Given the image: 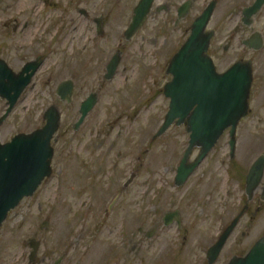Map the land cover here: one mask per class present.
Listing matches in <instances>:
<instances>
[{"label": "rangeland", "instance_id": "rangeland-1", "mask_svg": "<svg viewBox=\"0 0 264 264\" xmlns=\"http://www.w3.org/2000/svg\"><path fill=\"white\" fill-rule=\"evenodd\" d=\"M117 1L0 0V59L13 71L19 72L25 61L34 59L36 55L42 58V63L31 81L0 125L1 142L9 141L17 133L40 128L45 122L43 112L51 104L62 109L61 130L70 131V135L78 134L73 133L72 126L78 117L79 98L93 89L98 91V100L79 127V135L84 134L86 137L93 125L103 129L105 124L115 125L114 120L120 115L117 124L128 149L135 150L138 146L139 150L145 149L141 159L144 174L129 187L126 193L128 197L122 198L130 213L124 217L119 215L121 218L108 214L104 216L99 211L91 216L83 214L77 217L79 225L72 229L67 228L66 225L70 226L73 219L69 212L77 197V185H73V182L64 183L61 179L57 185L56 175L46 177L34 196L24 198L20 205L9 213L3 224L0 231V254L9 248V253L4 255L8 262L14 261L17 251L21 248L24 255L17 262H25L27 242L30 238L34 237L44 243L40 251L46 250L49 254L55 252L57 233L69 235L74 232L78 235L77 250L81 264H88L90 260L97 259L101 249L105 250L109 244L120 249L122 240L125 242L123 246L126 245L130 254L128 264H200L199 260L204 258V247L217 239L222 225L227 224L240 209L237 205L240 193L224 154L227 138L217 144L221 148L224 146L223 149L213 150L215 153L220 152L218 162L206 166L208 161L204 160L192 177L194 186H189L191 182L188 181L189 185H185L172 197V176L188 144L189 135L184 125L173 124L161 135L152 137L161 126L168 110L169 99L163 94V85L160 90L139 89L136 111L132 110L133 105L128 103V89L121 84L118 90L115 88L116 82L122 83L121 76H116L113 82H105L103 88H99L102 83V63L116 43L114 37L118 32L121 34L117 22H123L124 25L130 20L134 0L125 1L128 2L127 10L118 5ZM224 4L217 9L213 19V23L217 22L219 27V36L215 39L214 46L221 37L229 35L226 30L233 23L231 16H227V19L222 15L223 12L226 13ZM81 10H84L86 15ZM92 14H102L108 18L102 35L98 36L93 31L94 26L90 20ZM154 16V21H162L165 13ZM257 25L264 31V9L259 15ZM67 35L68 38L65 39ZM256 64L252 114L238 125V159L242 158V155L252 158L264 150V144L258 143V139H264L260 138L264 136V48ZM164 75L162 71V80ZM70 77L76 80L78 91L74 101L66 104L59 100L56 88L59 81ZM152 98L154 99L150 102ZM6 107V100L0 97V116ZM136 112V119L130 121L125 118L127 114ZM71 146L74 148L73 143ZM59 157L56 159V165L60 162ZM201 187L203 192L202 196H199L197 188ZM103 192L96 194L101 196L99 204L107 207L110 197L105 199L107 194ZM207 193L210 195H206ZM173 198L178 199L179 203L173 202ZM204 200L208 201L206 207ZM188 202L194 204L195 214H191L193 212L185 204ZM63 203H67L69 208L65 205L63 207ZM172 206H184L181 210L180 229H177L173 222L167 225L163 223L165 213L172 211ZM119 220L125 228L129 226V231L121 232ZM45 222L47 225L43 224ZM247 222L248 216L244 215L239 227L223 247L217 264L228 259L233 253L247 250L252 236L249 230H245ZM139 225H142L144 231L151 233V236L147 238L135 233L132 243L127 242V239L132 237L131 232L136 231ZM242 231L245 232L243 236ZM88 240L85 247L83 244ZM133 246L134 249H140L136 255L131 251Z\"/></svg>", "mask_w": 264, "mask_h": 264}, {"label": "flooded vegetation", "instance_id": "flooded-vegetation-1", "mask_svg": "<svg viewBox=\"0 0 264 264\" xmlns=\"http://www.w3.org/2000/svg\"><path fill=\"white\" fill-rule=\"evenodd\" d=\"M125 1L127 0H118L117 3L118 5H122L124 9L127 10L126 6L128 2ZM224 1H226V4H224ZM254 1L255 0H153L140 28L131 36L127 37L125 31L132 19L134 7L139 2V0H134L131 7L130 20L124 25L122 24L123 22L120 24V21H116L118 30L121 31V34L119 35L118 32L117 36L114 37L116 38V43L114 47H111L108 56L105 57L102 63L103 68L101 64V68L103 69V71H101L102 83L99 88H103L105 82H113V79L116 76H121L120 78H122L123 81L122 83H120V81L116 82L115 88H117L116 90H118L119 85L121 84L128 89V103L130 102V104L133 105L132 110L134 109L136 111V103L140 93L139 89L142 90L146 88H157L160 90L161 85H163L162 87L164 91L165 84L172 79V75L170 73H167V68L171 58L176 54L180 46L190 35L194 20L203 12L206 7L212 5V13L205 28V32L212 33L206 54L212 60L216 72L218 74H222L236 63L248 64L250 66L252 80L248 94V112L245 116L240 118L237 123L235 129V144L233 150H231L229 144L231 139L230 129L226 128L222 132L214 146L210 148L205 156L193 168L187 178L178 185L176 184L175 177L177 174L178 165L180 164V161L183 158V154L187 148L186 146L179 162L175 166V172L172 176L173 197V194L177 193L185 185L190 184L189 186H194V184L192 183V177L204 160L208 161L206 162V166H211L214 162H218V159L220 158V152L215 153L213 152V150L220 149L221 146L218 147L217 144L223 138H227V146L225 147L226 151L224 152V154H226V159L228 160V169H230L231 176L235 181L234 183H236L237 185L238 192L240 193L237 204L240 209L238 212L233 214V217H231V220L227 224L224 223L222 227L221 224H219V228H221L218 232L219 234L217 239L219 238L220 234L238 216L233 229L224 242L215 260L211 264H217L223 247L228 241L230 235L234 233L235 230L239 227L240 220L244 215L248 216V222L245 226V230H249L252 235L247 250L233 253L228 259L222 261L219 264H228L233 256H241L246 254V252L252 249L256 245L257 241L262 236H264V150L259 151L252 158H250V156L247 157L245 155H242L243 157L238 159L237 153L238 125L243 119L252 114L251 109L252 102L255 96L256 84V63L258 61V58L260 57V53L264 48V31L257 25L259 15L264 9V3L255 14H252L250 16H246L244 14V10L250 7L254 3ZM222 3L224 4V11L226 10V13L223 12L222 15L226 16V18L227 16H231V20L233 21V23L231 24V27L227 28L226 30L229 35H224L223 37H221V39H219L214 46V41L219 36V27L218 24H216L217 22L213 23V19L215 16V12ZM81 12L86 15V12L84 10H81ZM170 12H172V16H170ZM161 13H165V17H163L162 21H160V19L154 21V19H156V16H154V14L159 16ZM124 14H127V12H124ZM90 20L94 26V33L98 36L102 35L106 28V22L108 20L106 15L92 14ZM170 25L172 26L171 29ZM67 38L68 35L67 37H65V39ZM257 45H259V47L255 48ZM37 57L41 58L40 55H36L34 59L27 60L24 62V64L28 61L35 60ZM115 58L117 62L114 72L109 78H107L106 74L108 73V65ZM127 71L129 72V74H127ZM162 71L165 74L163 80L161 78ZM63 81H70L71 83L70 96L68 99H61L59 95L57 96L62 103L71 104L74 101L76 93L78 91L77 82L74 78L70 77L59 81L57 87ZM122 86H120V88ZM91 95L95 96L96 103L98 100V91L93 89L79 98V105L77 108L78 117L77 120L73 122L72 126L73 133L78 134L74 135H70V131L66 129L61 130L63 123V115L61 113L62 109L58 105L51 104L57 108L60 114V121L58 129L51 139L53 154L51 158V172L48 177L56 175V178H58L57 185L60 182L59 179H61V181L64 183L69 184L70 182H73V185H77V197L73 201V204L71 206L72 209L69 212L73 217L72 223L70 226L66 225V227L70 229L79 225V218L77 217H80L83 214L91 216L100 211L104 216L107 214L108 216L113 215L116 217H118L119 215H121V217L129 215L130 212L127 210V206L124 205L123 200L126 196L128 197L126 193L129 187L131 185H134L139 177L144 174V168L141 159L142 156H144L145 149L142 148L140 149V151L139 146L137 147V149L135 148V150L128 149L126 140L122 136L121 128H119L117 124L120 115L115 118V125L110 123H108L107 125L105 124L104 129L98 125H93L86 137L84 134L79 135V127H81V124L85 121L87 115L93 110L95 103L87 112L83 121L78 126H76L81 116V104ZM153 99L154 98H152L150 102L153 101ZM125 118L132 121L133 119L137 118V112L133 114H127ZM187 133L188 135L190 134L189 132ZM152 137L154 138L156 136L153 135ZM263 137L264 136H260V138ZM72 143L74 144V148H72L71 146ZM258 143L264 144V139H258ZM119 145H121V147H119ZM223 148L224 146L221 149ZM199 152L200 148L194 147L187 158V163L194 162ZM58 157L60 162H58V164L56 165V159ZM235 160H237L238 162ZM257 163L258 166L260 163V173H258V170H255V176L252 182L251 190L247 193L246 177L250 172L252 165ZM44 180L45 178L41 183H43ZM188 181L191 183H189ZM216 183L217 182L215 181V189ZM202 188L203 187H201L200 189L197 188L199 196H202ZM96 192H103L104 194H107L104 197L105 199L110 197V202L107 204V207H104V204H99L101 196H98L99 194H96ZM34 193L31 196L24 198H31L34 196ZM206 195H210V193H207ZM56 196L57 195L55 194V197ZM119 198L121 199L118 200ZM23 199L17 206L20 205ZM206 200L208 199L206 198ZM206 200H204L205 207L208 204V201ZM172 201L179 203V200L176 198H173ZM185 204L187 205L188 209L193 212L191 214H195V211H193L194 204L192 205V203L190 202ZM64 205L69 208V206H67V203H63V207ZM183 207L184 206H172V211L166 212L172 213L171 222L175 223L177 229L181 228V210ZM11 211L8 212L7 216ZM7 216L5 220L7 219ZM5 220L0 226V231L3 227V224L5 223ZM43 224L47 225L46 222ZM118 225L119 228L122 229V233L125 231H129V226L125 228L123 224L120 223V220ZM135 233L144 235L147 238L151 236V233H147L146 231H144L142 225H139L137 226L136 231L131 232L132 237L128 238L127 242L129 241L130 243H132L133 235ZM244 234L245 232L242 231L241 235L243 236ZM56 236L57 237L55 238L54 244L55 252H53L55 254H53L52 252L48 254L46 253V250L40 251L41 245L43 246L44 243H40L39 239H36L34 237L30 238L27 242L28 250L25 253L27 257L23 264H81L80 254L77 250V245L79 244L78 235L74 232H71L69 235H65L63 234V232H60L59 234L57 233ZM217 239L211 245L204 247V258L199 260L201 262L200 264H209L207 252L209 247L212 246L217 241ZM88 242L89 240L85 241L83 245ZM123 243L125 242H123L122 240V242L120 243V249L118 246L113 247L111 244L107 245V248L105 250L103 248L101 249L98 258L95 260H90L88 264H128V257L130 254L127 250L126 245L123 246ZM134 246L131 248V251L136 255L139 253L140 249H134ZM18 249L19 248H17V250ZM4 251H2V253L0 254V264H18L17 261L21 260L23 258L22 255H24V250L21 248V250L19 249V251H17L14 261L11 260L10 262H8L6 261V257H4V255H6V253H9V248L5 252ZM111 256H114V258L112 259ZM200 257L201 255L199 256V258ZM157 263L158 262H155L153 264Z\"/></svg>", "mask_w": 264, "mask_h": 264}, {"label": "water", "instance_id": "water-1", "mask_svg": "<svg viewBox=\"0 0 264 264\" xmlns=\"http://www.w3.org/2000/svg\"><path fill=\"white\" fill-rule=\"evenodd\" d=\"M153 0H139L134 7L132 19L125 31L127 37L142 25ZM264 0H255L244 10L246 16L255 14ZM212 13V5L206 7L194 20L190 35L171 58L167 73L172 79L164 86L168 97V110L154 136L164 133L172 124L185 125L189 141L183 158L177 168L176 184H181L199 161L217 142L222 132L230 129V148L235 144V129L240 118L247 114L248 94L252 73L248 64L236 63L226 72L218 74L210 57L206 54L211 32H205ZM257 45L255 48H258ZM116 58L108 65L109 78L114 72ZM41 58L26 62L19 72H14L0 59V97L6 100L7 107L0 116V125L9 115L24 88L29 84ZM70 81L61 82L56 94L61 99L69 98ZM95 103L91 95L81 104L78 126ZM44 124L31 132H20L7 142L0 140V226L9 211L24 198L31 196L42 180L50 175L53 148L51 139L58 129L60 114L53 105L43 114ZM194 147L200 152L196 160L187 163ZM260 163L253 164L246 177L247 193L251 190L255 170L260 173ZM257 177V176H256ZM238 216L209 247L208 262L211 264L233 229ZM172 221V213H166L164 224ZM228 264H264V236L246 254L233 256Z\"/></svg>", "mask_w": 264, "mask_h": 264}]
</instances>
